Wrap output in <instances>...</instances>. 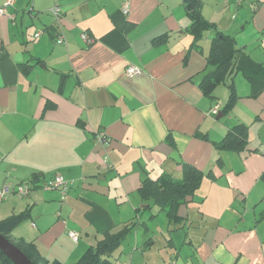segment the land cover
<instances>
[{
  "label": "crops",
  "instance_id": "obj_1",
  "mask_svg": "<svg viewBox=\"0 0 264 264\" xmlns=\"http://www.w3.org/2000/svg\"><path fill=\"white\" fill-rule=\"evenodd\" d=\"M6 9L13 17L0 14V188L32 174L72 182L64 197L38 188L0 203V220L27 213L15 241L73 263L106 233L135 223L127 234L137 224L145 234L136 231L114 264H264V90L250 97V83L236 73L238 98L227 113L226 84L214 98L203 94L215 30L193 44L182 0H14ZM200 12L264 63V0H201ZM128 65L142 71L129 76ZM237 124L248 126L257 150L217 151L214 142ZM183 163L204 176L155 248L142 216L153 207L166 213L137 189L164 172L180 178ZM26 219L30 229H18Z\"/></svg>",
  "mask_w": 264,
  "mask_h": 264
},
{
  "label": "trees",
  "instance_id": "obj_2",
  "mask_svg": "<svg viewBox=\"0 0 264 264\" xmlns=\"http://www.w3.org/2000/svg\"><path fill=\"white\" fill-rule=\"evenodd\" d=\"M182 3L190 18L187 30L193 36V44L201 38L203 31L215 30L206 56V63L210 69L206 71L199 82L203 94L214 98L216 87L222 83L226 84L228 98L220 113L229 112L238 98L232 79L236 73H240L250 83L249 96H258L264 90V63L255 62L243 51L242 47L236 46L235 38L232 35L217 30L213 23L206 20L200 12L201 0H182ZM162 37L165 36L156 37L154 41L160 42ZM46 106H52V104ZM167 138L168 142L173 145L170 135ZM203 138H207L206 135H203ZM249 143L248 126L237 124L229 128L219 141L214 142V147L217 151L227 150L236 153L256 151V148L249 147ZM220 161L221 159L218 158L217 162L220 163ZM182 170L180 178H174L166 172L154 179L144 178L137 189L142 201L156 205L159 210L166 213L170 224H176L181 219L177 214L178 206L185 203L188 197L193 196L204 176L202 170L189 163H183ZM206 174L211 175L210 172ZM42 176L32 174L27 181L37 184ZM26 216L27 213L20 212L0 220V233L16 245L32 264H114L110 256L131 227L135 225V223H131L115 233H106L95 245L89 246L78 261L64 263L58 259L45 258L34 241H25L22 238L15 241L12 238V231ZM0 264H13L2 251H0Z\"/></svg>",
  "mask_w": 264,
  "mask_h": 264
},
{
  "label": "built area",
  "instance_id": "obj_3",
  "mask_svg": "<svg viewBox=\"0 0 264 264\" xmlns=\"http://www.w3.org/2000/svg\"><path fill=\"white\" fill-rule=\"evenodd\" d=\"M14 0H6L5 4L3 6L0 7V14L1 15H7L9 17H13L12 14L7 12L6 7L12 5ZM237 2H239L240 0H235ZM123 10L124 12L127 11V4L124 3L123 4ZM50 12L55 16V17H59L61 9L59 6H53L50 9ZM39 33H36L35 36H38ZM81 38L86 42V43H92L93 42V38L90 37L89 35H87V33L82 32L81 34ZM56 42L57 43H64V39L63 36L59 35L56 38ZM142 71V69L138 66L135 65H128L125 69V73L129 76L131 75H137ZM219 106L216 105L213 109H212V113H216L218 110ZM104 135L103 133H97L96 134V139L98 141H103L104 140ZM71 181L63 178L60 175H54L50 178H48L47 180H42L41 182L39 181V183L37 184H33L32 182H19L17 184L14 185H3L0 188V201L5 199L8 195L10 194H14L20 198L22 197H26L30 191H32L33 189H38L41 188L43 190H48V189H58L61 196L64 197L68 188L71 185ZM69 237L76 241L78 239V233H76L75 231H69L68 232Z\"/></svg>",
  "mask_w": 264,
  "mask_h": 264
},
{
  "label": "rangeland",
  "instance_id": "obj_4",
  "mask_svg": "<svg viewBox=\"0 0 264 264\" xmlns=\"http://www.w3.org/2000/svg\"><path fill=\"white\" fill-rule=\"evenodd\" d=\"M239 77H241V75L239 74ZM221 87H224L223 84ZM18 197V196H17ZM4 200V199H3ZM1 200L0 203L3 201ZM152 213H156L154 216L151 215ZM143 220H146V222L149 221V226H150V231H148L146 233V237L147 236H152V239L155 240L154 242V247H160L163 248V245L165 243L166 238L169 236V232H168V225H167V218L165 217V214L163 212L161 213H157V208L153 207L152 209H146L143 213ZM23 226H26L25 228L27 230L30 229V223L28 221V219L24 220L19 226L18 229H22ZM16 231H19L16 229ZM31 231V230H30ZM136 231L138 233H144L145 232L142 230V227L140 224H137V227L135 226L126 236V238L124 239V241L121 243L120 247L118 248V250L116 252H114L111 256V259H113V257H118L120 254V251L127 245V242L129 241L130 238H134ZM172 235H174V232H172ZM182 235V234H181ZM180 235V236H181ZM151 242V241H149ZM70 262V261H67Z\"/></svg>",
  "mask_w": 264,
  "mask_h": 264
},
{
  "label": "water",
  "instance_id": "obj_5",
  "mask_svg": "<svg viewBox=\"0 0 264 264\" xmlns=\"http://www.w3.org/2000/svg\"><path fill=\"white\" fill-rule=\"evenodd\" d=\"M0 251L13 264H32L29 258L12 242H10L4 235L0 233Z\"/></svg>",
  "mask_w": 264,
  "mask_h": 264
}]
</instances>
